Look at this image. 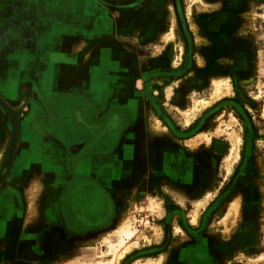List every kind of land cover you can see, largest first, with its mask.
Returning a JSON list of instances; mask_svg holds the SVG:
<instances>
[{"label": "rangeland", "instance_id": "374dc122", "mask_svg": "<svg viewBox=\"0 0 264 264\" xmlns=\"http://www.w3.org/2000/svg\"><path fill=\"white\" fill-rule=\"evenodd\" d=\"M207 1L84 0L48 25L53 72L31 81L134 101L132 181L109 229L27 259L10 236L0 264H264V0Z\"/></svg>", "mask_w": 264, "mask_h": 264}, {"label": "crops", "instance_id": "0c3cea01", "mask_svg": "<svg viewBox=\"0 0 264 264\" xmlns=\"http://www.w3.org/2000/svg\"><path fill=\"white\" fill-rule=\"evenodd\" d=\"M92 7L84 0H0V97L15 108L18 125L0 186V249L20 250L19 259L37 249H66L70 234L87 239L112 227L122 206L114 187L132 181L129 155L123 160L118 154L134 128L135 115L124 105L134 101L31 81L53 72L48 25L71 24L69 11L84 16ZM6 122L0 114L5 150ZM10 236L12 244L2 246Z\"/></svg>", "mask_w": 264, "mask_h": 264}, {"label": "bare ground", "instance_id": "6f19581e", "mask_svg": "<svg viewBox=\"0 0 264 264\" xmlns=\"http://www.w3.org/2000/svg\"><path fill=\"white\" fill-rule=\"evenodd\" d=\"M0 107L6 112L7 123H9L8 128L10 131L9 143L7 145V152L3 164L9 166L12 159L13 151L15 148L17 134H18V125H17V113L15 108L9 105L5 100L0 97ZM7 166V167H8ZM120 178L123 176V170L119 171L117 174Z\"/></svg>", "mask_w": 264, "mask_h": 264}, {"label": "water", "instance_id": "95a60500", "mask_svg": "<svg viewBox=\"0 0 264 264\" xmlns=\"http://www.w3.org/2000/svg\"><path fill=\"white\" fill-rule=\"evenodd\" d=\"M7 166H8V165H6V164H3L2 171H3L4 169H7V168H8Z\"/></svg>", "mask_w": 264, "mask_h": 264}]
</instances>
